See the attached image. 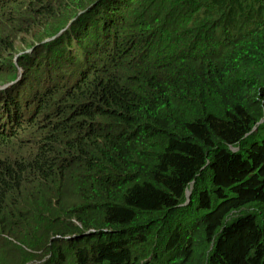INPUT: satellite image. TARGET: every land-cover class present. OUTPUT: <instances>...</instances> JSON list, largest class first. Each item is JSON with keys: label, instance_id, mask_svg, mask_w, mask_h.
<instances>
[{"label": "trees", "instance_id": "trees-1", "mask_svg": "<svg viewBox=\"0 0 264 264\" xmlns=\"http://www.w3.org/2000/svg\"><path fill=\"white\" fill-rule=\"evenodd\" d=\"M0 73V264H264V0H0Z\"/></svg>", "mask_w": 264, "mask_h": 264}, {"label": "rangeland", "instance_id": "rangeland-1", "mask_svg": "<svg viewBox=\"0 0 264 264\" xmlns=\"http://www.w3.org/2000/svg\"><path fill=\"white\" fill-rule=\"evenodd\" d=\"M17 9L18 10H24V8L23 7H17ZM4 24H6V23H3V26H4ZM12 36V35H11ZM31 48H27V49H25L24 50V52L25 51H27V52H29V51H31L30 50ZM22 69L21 68H19L18 69V77L20 78L21 77V75H22ZM16 79H17V77H16ZM16 79L14 80V82L16 81ZM6 79L2 76V73H0V86H3V85H5L6 83H4V81H5ZM13 80H11V82H12ZM2 95L4 96V93H0V98L2 97ZM189 193H190V190L188 191Z\"/></svg>", "mask_w": 264, "mask_h": 264}, {"label": "clouds", "instance_id": "clouds-1", "mask_svg": "<svg viewBox=\"0 0 264 264\" xmlns=\"http://www.w3.org/2000/svg\"><path fill=\"white\" fill-rule=\"evenodd\" d=\"M14 83V81H12V82H9V83H6L5 85H3V86H0L1 88H0V91L2 90V89H5L6 87H8L10 84L12 85ZM2 87H4V88H2ZM191 193V192H190ZM190 193L188 194V196L190 195Z\"/></svg>", "mask_w": 264, "mask_h": 264}, {"label": "water", "instance_id": "water-1", "mask_svg": "<svg viewBox=\"0 0 264 264\" xmlns=\"http://www.w3.org/2000/svg\"><path fill=\"white\" fill-rule=\"evenodd\" d=\"M37 45V44H36ZM31 50V49H30ZM1 88V87H0ZM2 88H4V87H2Z\"/></svg>", "mask_w": 264, "mask_h": 264}, {"label": "bare ground", "instance_id": "bare-ground-1", "mask_svg": "<svg viewBox=\"0 0 264 264\" xmlns=\"http://www.w3.org/2000/svg\"><path fill=\"white\" fill-rule=\"evenodd\" d=\"M188 194H189V192H188Z\"/></svg>", "mask_w": 264, "mask_h": 264}]
</instances>
